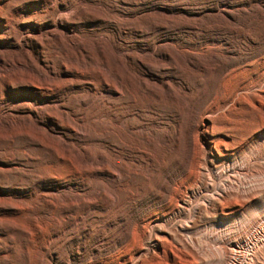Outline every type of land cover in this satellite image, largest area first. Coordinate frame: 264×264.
Instances as JSON below:
<instances>
[{"label":"rangeland","instance_id":"obj_1","mask_svg":"<svg viewBox=\"0 0 264 264\" xmlns=\"http://www.w3.org/2000/svg\"><path fill=\"white\" fill-rule=\"evenodd\" d=\"M130 263L264 264V0H0V264Z\"/></svg>","mask_w":264,"mask_h":264},{"label":"bare ground","instance_id":"obj_2","mask_svg":"<svg viewBox=\"0 0 264 264\" xmlns=\"http://www.w3.org/2000/svg\"><path fill=\"white\" fill-rule=\"evenodd\" d=\"M107 79H110V77H108ZM109 81V80H108ZM111 81V82H110ZM109 82L111 83V85L109 86V87H111V89H109V92H108V94H111V93H113L114 91L112 90V89H114L115 91H117V93H120V91H118L117 90V88H116V85L118 84H116L115 86H112V78H111V80H110ZM108 82V83H109ZM116 83V82H115ZM115 83H113V85L115 84ZM109 85V84H108ZM243 85H245V84H243ZM263 85V84H262ZM248 87V86H247ZM181 88V87H180ZM255 88V87H254ZM253 88V89H254ZM257 88V87H256ZM118 89H119V87H118ZM241 89V88H240ZM260 90H261V88H259ZM120 90V89H119ZM180 90H182V89H180ZM243 91V90H242ZM245 91V90H244ZM247 91V90H246ZM263 91V90H262ZM122 92V91H121ZM187 92V91H186ZM239 92H241V91H239ZM238 92V93H239ZM249 92V91H248ZM190 93V92H189ZM245 93H247V92H245ZM255 93V92H254ZM107 94V93H106ZM121 94V93H120ZM217 94V93H216ZM221 94V93H220ZM224 94V93H223ZM232 94V92L231 93H228V94H226V96L227 97H229V95H231ZM237 94V93H236ZM240 94V93H239ZM243 94V93H242ZM256 94H258V93H256ZM188 95V94H187ZM214 95V94H213ZM109 97H113L112 95H108ZM107 96V97H108ZM120 96V95H119ZM217 96V95H216ZM224 96H225V94H224ZM115 97V96H114ZM220 97H221V95H220ZM235 97V96H234ZM233 97V98H234ZM237 97V96H236ZM244 97V96H243ZM123 98V97H122ZM115 99V98H114ZM113 99V100H114ZM211 99V98H210ZM223 99V98H222ZM121 100H123V99H121ZM217 100H218V98H217ZM262 101V100H261ZM115 102H116V99H115ZM213 102V101H212ZM219 102V101H218ZM217 102V103H218ZM235 102V101H234ZM220 103V102H219ZM231 103V102H230ZM206 107V106H205ZM226 108V106L224 107V109ZM223 109V110H224ZM222 110V111H223ZM219 112V111H218ZM217 112V113H218ZM213 113V112H212ZM115 114V113H114ZM113 116V115H112ZM210 117V116H209ZM209 117H206V118H208V119H211V118H209ZM212 120V119H211ZM233 124V123H232ZM223 126V125H222ZM218 127V126H217ZM219 128H221V127H219ZM203 130H204V128H203ZM207 130V128H205V131ZM212 133H211V135H208V136H204L205 135V133H204V131H203V133L200 131L198 134L200 135V137H201V140L203 141V144H207L208 146H207V148L204 150V153H206L207 155L208 154H210V155H213V156H220V155H222V154H224V153H226V155H235V153H236V149H234V148H236V146L234 145V141H233V139H232V135L231 134H229L228 132H227V129L226 128H221L219 131H215V130H217V128L215 129V127L213 126V125H211V128L209 129ZM232 131V130H231ZM108 133L109 134H111V131H108ZM213 134V135H212ZM216 134H220V135H216ZM108 138V140H110L111 139V137H107ZM115 141V140H114ZM111 142V141H110ZM135 147V146H134ZM203 148V147H202ZM203 150V149H202ZM238 151L240 150V148H238L237 149ZM108 153V152H107ZM243 154V153H242ZM261 155H262V153H260V155H259V157L258 158H256L255 160H253V159H251V158H245L244 159V170H250V169H252L249 165H251L250 163H249V161L250 160H253V162H254V165H256L258 168H261L260 167V163H259V159L261 158ZM205 157V156H204ZM113 158V157H112ZM136 158V157H135ZM211 162V161H210ZM200 163V162H199ZM204 163H202L201 165H203ZM200 165V164H199ZM212 165V164H211ZM106 168H107V172H108V174H109V177L108 178H112V179H115V177H116V172L114 173L108 166H106ZM246 168V169H245ZM150 174V173H149ZM124 175V174H123ZM147 176V175H146ZM175 177V176H174ZM183 177V176H182ZM189 177V176H188ZM118 178V177H117ZM185 179H186V177H185ZM120 180V179H119ZM175 180V179H174ZM196 181V177H195V175H193V176H191L190 177V182L191 183H194ZM145 183V182H144ZM172 183V182H171ZM175 183V182H174ZM196 183V182H195ZM107 184V183H106ZM117 184V183H116ZM177 184V183H176ZM185 186V185H184ZM114 187V186H113ZM176 189V188H175ZM239 190V189H238ZM237 190V191H238ZM223 191H225V190H221V192H223ZM233 191V190H232ZM236 191V192H237ZM235 193V192H234ZM112 194V193H111ZM232 194H233V192H232ZM143 195V194H142ZM81 196V195H80ZM231 196V195H230ZM235 196H237V197H234V196H232L230 199H232V200H230L229 199V202H227V205H229V204H231V203H233V204H236L235 202L237 201V199L236 198H238V193H237V195H235ZM133 197V196H132ZM179 199V201H181V202H184V198H181V197H179L178 198ZM239 199V198H238ZM221 200V199H220ZM226 200V199H225ZM228 201V200H227ZM239 202V201H238ZM128 203V202H127ZM217 204L218 205H222L223 204V201H221V202H217ZM226 204V203H225ZM77 212V211H76ZM78 213V212H77ZM150 227H152V226H150ZM147 228H149V227H147ZM150 235V234H149ZM150 237V236H149ZM156 237V236H155ZM148 238V237H147ZM164 238V237H163ZM162 239V238H161ZM150 240H155V245H158V246H160V242H159V239H156V238H151ZM163 240V239H162ZM165 240H166V238H165ZM147 252H149V251H147ZM153 252V251H152ZM156 253V252H155ZM145 255V254H144ZM218 259V258H217ZM135 260V259H134ZM217 262H219V261H217ZM216 262V263H217ZM228 262V261H227ZM223 263V262H222ZM229 263H230V261H229ZM131 264V263H130ZM228 264V263H227Z\"/></svg>","mask_w":264,"mask_h":264}]
</instances>
